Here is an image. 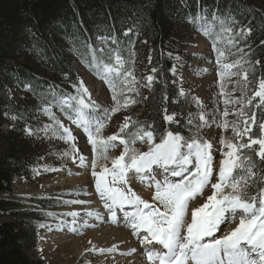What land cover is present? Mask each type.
<instances>
[{"label": "snow or ice", "instance_id": "obj_1", "mask_svg": "<svg viewBox=\"0 0 264 264\" xmlns=\"http://www.w3.org/2000/svg\"><path fill=\"white\" fill-rule=\"evenodd\" d=\"M188 22L212 39L221 81L226 76H242L245 89L249 84H255L251 96L242 91L241 98L224 100L225 105L233 102L241 105L234 114L241 118L242 126L230 125L226 119L229 112L225 108L221 113L225 117L222 121H217L215 117L209 121L201 110L197 114L200 123L195 124L189 115L185 123L190 133L188 136L168 127H154V121H135L131 116L124 117L116 133L104 136V129L117 112L126 111L138 103L134 96L127 93L139 95V90L135 88L138 81L134 75L132 50L128 49L125 53L115 36L98 35L96 46L85 42V50L76 49V53L81 63L105 82L113 105L105 107L98 104L92 99L83 79L78 78V84L72 85L75 94H57L52 90V100L41 106L40 110L52 123L45 124L41 129L25 130L29 136L38 132H43L45 136L51 133L50 139L69 143L71 151L62 155L71 156L73 160L76 159L73 154L79 153L76 147L78 137L55 115L53 108H59L85 134L94 157L91 175L95 178L96 193L104 202L111 222L119 224L122 220L141 245H145L142 254L147 264H264V77L249 81L246 70L242 73L230 71L239 68L241 60L223 62L226 59L225 50L237 47L233 35L237 22L231 16L201 9L195 16H189ZM239 32L245 33V30L241 28ZM250 32L251 29H248L247 33ZM243 62L250 63L247 60ZM156 71V68L152 69L153 73ZM172 72L175 75V67ZM155 79L153 75L146 77L149 87ZM25 87L31 90V86ZM220 94L224 95L222 85ZM179 95H185L183 89H180ZM167 100L165 94L163 101ZM193 101L203 109L198 98L194 97ZM256 109L262 112L259 123ZM162 112L166 124L179 123L176 113L169 114L166 106L162 107ZM11 119L16 120L17 117L13 115ZM213 124L225 132L231 127L234 136V139L221 138L218 151L223 158L218 167L214 164L213 144L201 135L204 128ZM253 126L257 127L255 135L251 134ZM138 144L141 147L146 145L147 150L141 151ZM254 145L258 147L254 148ZM116 148L122 149L120 154L109 156ZM78 158L80 167H86L88 158L83 154H79ZM109 161L111 167L108 166ZM97 167L101 169L99 172ZM132 181L152 190L151 202L133 189ZM206 191L209 194L205 202L190 208L198 198L205 197ZM68 215L73 217L74 225L80 214L72 212ZM86 215L104 222V217L98 212ZM233 224H236L235 228H231ZM84 226H89L87 221ZM71 231L77 232L78 229L72 227ZM218 232L223 234L217 236ZM115 250L114 246L99 252L111 253ZM135 252L136 249H132L121 254L132 255Z\"/></svg>", "mask_w": 264, "mask_h": 264}, {"label": "trees", "instance_id": "obj_2", "mask_svg": "<svg viewBox=\"0 0 264 264\" xmlns=\"http://www.w3.org/2000/svg\"><path fill=\"white\" fill-rule=\"evenodd\" d=\"M201 9L231 16L237 22L234 27L245 30L239 34L250 61L249 81L264 77V0H0V264H46L37 256V248L53 196L31 197L36 206L32 209L14 199L11 187L16 176L31 174L43 162L45 134L29 136L25 129L43 128L40 109L52 100L51 91L75 94L72 85L78 84L79 77L67 42L78 36L95 46L98 35L119 41L130 29L142 36L136 57L147 66L142 75L146 88L132 94L138 103L133 104L131 117L188 136V116L199 122L191 97L179 95L181 82L172 72L173 53L180 51L175 37L184 25L183 16ZM141 74V69L135 71ZM148 75L156 77L151 87ZM164 106L169 114L176 113L178 124H166ZM255 111L259 123L262 112ZM256 133L253 126L251 134Z\"/></svg>", "mask_w": 264, "mask_h": 264}, {"label": "rangeland", "instance_id": "obj_3", "mask_svg": "<svg viewBox=\"0 0 264 264\" xmlns=\"http://www.w3.org/2000/svg\"><path fill=\"white\" fill-rule=\"evenodd\" d=\"M197 12L198 11L184 15V25L177 28L178 35L175 39L180 51L173 53L175 56V76L178 77L181 82L180 88L184 90L185 94L191 97L192 101L195 97L202 102L203 109H200L193 101V111L199 123L200 121L197 118V114L201 110L204 111L209 121H211L213 117H215L217 121H222L225 117H223L221 113L227 108L229 115L226 119L229 121L230 125L241 124V118L234 114L241 105L235 102L225 105L224 100L228 98L229 100L235 101L241 98L242 91H247L248 96H251V90L253 88L248 85V89H245V81L242 79V76H226L224 80L221 81L218 74L219 65L215 63L216 53L213 51L212 39L197 31L196 25L188 22V17L195 16ZM100 28L102 29V27L98 29ZM240 29L234 27L233 35L236 37L237 47H231L225 50L226 59L223 62L232 63L241 60V66L239 68H233L230 71L242 73L245 70L248 72L250 64L243 62L246 58L244 56V38L239 34ZM235 30L238 31V33H235ZM126 33L127 35L124 34L119 42L121 46L124 47L125 53H127L128 49H131L134 53L132 57L134 60V75L137 69H141L142 71L140 76L135 75L138 81L135 88H146V82L142 75L147 71V66L146 63L136 57L138 46L144 41V38L137 33H133L131 29L127 30ZM129 41H131V44ZM85 42L86 41L78 36L71 38L67 42L69 44L68 51L74 55L72 59L74 65L77 67L78 77L85 82L93 100L102 106L111 107L113 101L107 85L81 63V59L76 53V49H80L81 51L85 50L83 47ZM97 44L98 41L96 40V45ZM111 46L115 47V45ZM239 49H243V51H239ZM177 57H179L178 60L176 59ZM221 85L224 88V95L220 94ZM252 86H254V84H252ZM133 93L134 92H130L127 93V95L132 96ZM132 106L133 105L126 111L117 112L112 117L110 123L103 131L104 136L112 135L118 131V126L123 121L124 117L131 116L130 111ZM245 111H247V109H245ZM53 112L65 126L72 129L73 135L78 137L76 147L79 149V153L73 154L76 156V159L73 160L71 156H63L62 154L64 152L71 151L69 143H65L63 140L56 138L50 139L49 136H51V133H49L48 136H45L44 142L46 146L43 154V162L39 165V168L34 169L29 175L16 176L13 179L11 187V192L15 197L14 199L19 202L29 203L32 209H36V206H34L30 200L31 197H47L46 199H52L50 197L53 196V208L49 209L43 216V219H45L44 223L46 224L39 233L40 245L37 248V256L46 264H147L142 254L145 245H141L139 239L132 234L131 229L124 226L122 220L119 224L111 222L109 213L104 208V202L96 193L95 178L91 175V162L94 157L91 145L87 142L85 134L78 129L76 125L72 124L59 108L54 107ZM50 123H52V121L44 114L43 124ZM201 135L213 144V152L216 157L214 164L218 167L219 161L223 158L218 151V149L221 148L219 142L222 137L234 139L231 127L225 132L222 128H218L213 124L212 127L204 128ZM137 147H140L141 151L147 150L146 145L141 147L138 144ZM121 150V148H116L109 153V156H118ZM224 150L226 151L227 149ZM79 154H83L88 158L86 167H80ZM108 166L111 167L110 161L108 162ZM100 170V167H97L96 171L99 172ZM54 182H61V185L58 184L54 186ZM132 187L137 193H140V189L138 188H141L148 190V192L150 191L153 195L151 189L144 187L136 181H132ZM202 198H204L203 201L205 202V197H200L197 201ZM151 199L148 198L147 200L151 202ZM71 201H86L87 203H66ZM192 206L193 204L190 205V208ZM72 212L80 214L76 218V223L74 225L73 217L68 215V213ZM88 212L100 213L104 217V222H100L94 217L87 216L86 213ZM120 216L121 214L118 212V217ZM188 218L190 219V212ZM85 221H87L89 226H84ZM72 227H76L78 231L72 232ZM119 232H125L124 234L127 236L130 243L134 242V244L137 245L136 252L132 255H122L120 257L121 259L116 260L112 258V253L104 252L101 254L99 250L106 248L102 247L103 244H101L99 240L101 238L105 241L111 240L112 237L119 234ZM222 234V232H218L217 236ZM70 244L71 246L66 248V246ZM93 249H95V251H93ZM132 249L134 248H130V250Z\"/></svg>", "mask_w": 264, "mask_h": 264}, {"label": "bare ground", "instance_id": "obj_4", "mask_svg": "<svg viewBox=\"0 0 264 264\" xmlns=\"http://www.w3.org/2000/svg\"><path fill=\"white\" fill-rule=\"evenodd\" d=\"M84 154V153H83ZM61 183V182H60ZM59 182H54V186L55 185H58V184H60ZM74 184V183H73ZM61 185V184H60ZM138 189H140L139 190V192L140 193H138L143 199H145V200H147L148 198H152V193L149 191L148 192V190H146V189H141V188H138ZM209 193L207 192L206 194H205V198H206V196L208 195ZM203 199L204 198H202V199H199L198 201H199V203H198V201L196 202V203H194L193 204V206L192 207H196V206H198L200 203L202 204V202H204L203 201ZM231 226H233V227H231V228H235L236 227V224L234 225H231ZM222 227V229H223V226H221ZM231 228L230 229H227V230H231ZM105 230V229H104ZM107 231V230H106ZM109 231V230H108ZM110 232V231H109ZM107 233V232H106ZM125 233V232H124ZM124 233H120L119 232V234H117V235H114V237H112V239L111 238H109V239H111V240H102V238L99 240V242L101 243V244H103L102 245V247L104 248H106V249H109V248H113L114 246H115V248H116V250L114 251V252H111L112 253V258H114L115 260L116 259H121L120 257L122 256V254L121 253H126V252H128L129 250H130V248H134V249H136V244H134V242H131L130 243V241H129V239L127 238V236L124 234ZM108 235H109V233H108ZM110 236V235H109ZM104 237V236H103ZM108 237V236H107ZM99 238V237H98ZM104 239V238H103ZM108 239V238H107ZM97 242V241H96ZM94 243V242H93ZM95 244V243H94ZM98 244V243H97ZM71 246V244L70 245H68V246H66V248L67 247H70ZM96 246V245H95ZM73 248V247H72ZM69 249V248H68ZM66 250V249H65Z\"/></svg>", "mask_w": 264, "mask_h": 264}]
</instances>
